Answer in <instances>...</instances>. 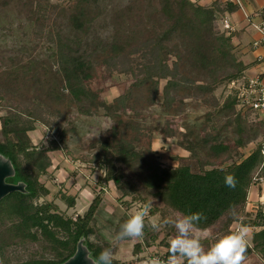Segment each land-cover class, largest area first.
Here are the masks:
<instances>
[{
	"label": "rangeland",
	"instance_id": "rangeland-1",
	"mask_svg": "<svg viewBox=\"0 0 264 264\" xmlns=\"http://www.w3.org/2000/svg\"><path fill=\"white\" fill-rule=\"evenodd\" d=\"M174 1L0 0V117L16 111L27 115L24 118L28 120L29 110H33L39 103L42 110L38 108L42 112L35 115V118H43L47 123H34V130L28 132L33 142L37 146L47 147L51 141L59 142L62 130L67 137L60 143V150L49 153L52 165L39 177L40 183L49 191L46 197L39 200L40 203L52 202L64 217L75 218L86 211L97 194H101L98 214L111 226L116 224L120 216L127 218L144 203L134 200L137 195L123 199L124 205L118 203L112 183L100 184L104 171L89 163L99 151L100 144L112 140L111 128H122V125L116 119L106 116L104 109H82L68 98L57 66L52 62V54L60 36L75 42L73 48L80 54L91 56L94 69L87 86L98 94L99 100L112 104L118 97H128L124 105L128 103V106L135 107L138 115L130 109H119L116 114L123 122L135 121L139 124L141 133L138 136L136 132L127 129L125 139L135 140L133 146L138 150H144L150 144L163 167L188 166L192 172L198 173L215 166H228L231 164L229 156L233 157L232 162H239L254 151V143H248L250 136L247 127L254 126L255 121L249 116H243L237 108L230 112L220 110L227 98L234 95L230 82L226 80L235 71L231 57L217 56L214 61L211 59L206 63V69L214 68L213 75L218 72L216 76L210 75L209 71L204 72L205 69L198 72L200 67L203 68V63H183L184 77L192 83L189 92L181 88L172 91V110L163 104L162 92L166 80L160 78L156 84L147 81L135 86L149 72L134 74L121 60L138 57L149 42L174 46L172 42L167 44L163 41L166 18L176 13ZM80 6L87 8L91 18L88 27L78 32L72 28L70 16ZM214 26L219 33H226L220 16ZM227 46L233 48L232 42H227ZM208 50H205L202 42L194 48L196 55L202 54L201 58L208 55ZM231 53L238 61L237 52L233 50ZM112 65L116 70L110 72ZM215 79L220 82L213 83ZM206 82L210 86L203 85ZM196 86H201L202 90L195 89ZM209 88H212L211 92ZM81 110H89L91 114L87 115ZM169 130L173 137L165 136ZM219 144L230 146L232 151L239 150V155L229 151L214 157L213 148ZM189 145L196 155L193 158L190 156L192 153L184 148ZM130 177L132 184L141 189L140 181L135 179L137 173L134 178L132 175ZM63 196L74 199L73 208L67 207ZM263 201L264 179L256 173L248 189L246 205L227 231H231L238 222L252 220ZM156 202L154 200L152 207ZM151 218H148L149 222ZM220 228L221 225L211 233L196 231L195 234L202 240L208 237L211 240L225 233ZM104 237L108 242L113 241L108 231L104 232ZM250 239L251 235L248 245H251ZM132 244H119V248L122 247L121 257L116 258H122L123 261L120 260L124 264L134 262L127 257L130 251L132 253ZM162 255L161 249L151 248L144 258L160 260ZM32 257H47V253L35 245L20 246L8 250L4 260L16 262ZM243 264H264V259L251 253Z\"/></svg>",
	"mask_w": 264,
	"mask_h": 264
},
{
	"label": "trees",
	"instance_id": "trees-1",
	"mask_svg": "<svg viewBox=\"0 0 264 264\" xmlns=\"http://www.w3.org/2000/svg\"><path fill=\"white\" fill-rule=\"evenodd\" d=\"M173 3L176 6V13L166 18L167 27L164 29L166 34L163 41L167 44L172 42L174 46L168 47L162 42H149L144 47L145 51L138 57L133 60L121 59L134 74L149 72L143 76V81L135 86L143 85L147 81L156 84L160 78L166 80L162 96L163 104L168 107V110H172L171 105L174 104L172 91L178 88L188 92L190 90L192 81L184 77L183 63L185 62L191 61L193 64L199 62V65L203 63V68L200 67L201 70L198 72L205 69L204 72L209 71L210 75H213L214 68L206 69L205 67L208 62L211 59L214 61L217 56H229L235 71L228 75L226 80L231 82L243 78V65L231 53L235 51V47L227 46V42H231L230 35L227 32L219 33L214 26L223 9L219 6L203 7L189 0H175ZM90 18L87 8L80 6L78 11L70 16L72 28L78 32L85 30L90 24ZM199 42L203 43L205 50L209 49L208 55L203 58H201L202 54L196 55L194 52ZM74 43L64 36L58 37L52 54V62L57 66L68 98L82 109L102 108L106 111V116L116 119L117 123L122 125V128L117 126L111 128L112 140L102 142L99 151L93 155V160L89 163H93L99 170L104 171L100 184L112 183L118 203L121 202L124 205L123 199L130 195H137L134 200L141 202L147 201L152 196L157 202L146 217L143 237L124 239L115 243L108 242L104 232L108 231L114 236L120 223L127 218L124 215L120 216L114 226L104 221L98 214L101 194H97L86 211L75 218L64 217L52 202L40 203L39 200L46 197L49 191L44 184L40 183L39 177L44 175L52 165L49 153L60 150V143L67 139L66 132L64 130L60 132L59 142L51 141L47 147L37 146L28 132L34 130L33 125L37 121L43 125L47 123L43 118H39L40 120L35 118V115H40L42 112L39 110L41 104L37 103V107L29 110L28 120L24 118L27 116L24 113L8 112L0 117L2 136L0 156L7 159L14 170V175L5 181L12 184L22 183L24 193L13 192L0 201V264H61L74 254L76 244L80 240L88 250L92 261L104 248L111 247L112 264H124L116 258L119 256V244L131 242L134 262L142 261L143 258L137 257L150 248L161 249L163 255L159 261L166 262L167 243L175 235V229L166 226L160 231H152L148 227V218L155 215L163 218L177 213L201 212L203 219L199 222L197 232L208 231L209 233L210 231L211 233L219 225H221V231L228 232V227L237 219V217H231L230 208H235L239 214L243 211L252 178L262 163L258 151H251L239 162H232L233 157L229 156L231 164L228 166H215L198 173L192 172L188 166L163 167L156 159L150 144L148 148L138 150L133 146L135 140L125 139L127 129L136 132L138 136L141 133L139 124L135 121L123 122L116 114L119 109L122 111L130 109L136 113L135 107L128 106V103L124 105L128 97H118L112 104H106L99 100L97 93L88 88L87 82L91 79L94 63L91 56L80 54L73 48ZM210 47L213 48L210 49ZM114 70L116 68L112 65L110 72ZM219 82V79L213 80L215 84ZM203 85L208 84L206 82ZM195 89L202 90V87L196 86ZM208 91L211 92L212 88ZM236 104L235 95L232 94L220 110L234 111ZM40 109L42 110V107ZM89 110H81V112L88 115L91 114ZM247 128L250 136L248 143L256 144L262 135V125L255 123L254 126L249 125ZM165 136L173 137L174 135L170 131L166 132ZM184 148L192 153L190 145ZM229 151L239 155V150L232 151L226 144L214 147L213 155L218 157ZM190 156L193 158L196 155L192 153ZM135 173H137L135 179L140 181L141 189L132 184L130 176L134 178ZM226 174L235 177V187L229 188L224 184ZM257 176L264 179V165ZM62 199L68 208L74 207L73 198L63 196ZM242 223L253 230L251 245H247L245 256L255 253L264 259V201L255 217ZM212 235L213 233L210 237ZM202 242L208 247L211 240L208 237ZM27 245L40 247L47 253V257H32L16 262L4 260L8 250Z\"/></svg>",
	"mask_w": 264,
	"mask_h": 264
},
{
	"label": "clouds",
	"instance_id": "clouds-1",
	"mask_svg": "<svg viewBox=\"0 0 264 264\" xmlns=\"http://www.w3.org/2000/svg\"><path fill=\"white\" fill-rule=\"evenodd\" d=\"M224 184L229 188L235 187V177L226 174ZM150 197L120 223L118 231L113 236L114 243L124 239L143 237L146 217H148L155 199ZM230 215L236 218L239 213L235 208H230ZM202 219L201 212L177 213L173 216L150 219L148 227L152 231H160L166 226L175 229V235L167 243L166 264H243L251 235L249 226L238 222L231 231L212 237L208 247L205 248L201 237L195 234ZM112 261V248L108 247L98 254L93 264H112ZM150 264H159V259L151 260Z\"/></svg>",
	"mask_w": 264,
	"mask_h": 264
},
{
	"label": "crops",
	"instance_id": "crops-1",
	"mask_svg": "<svg viewBox=\"0 0 264 264\" xmlns=\"http://www.w3.org/2000/svg\"><path fill=\"white\" fill-rule=\"evenodd\" d=\"M189 1L207 8L219 6L223 9V12L219 14L221 24L224 19H227L233 28V31L229 32V35L233 47H235V51L237 52V59L243 65V78L260 76L264 80V49L260 45L253 46V42L259 41L260 35L251 25L252 23H261L264 20V0H240L242 4L241 9L236 7L230 0ZM226 32L228 33V31ZM121 250L122 247L119 248L120 257ZM147 251L137 257L143 258L142 261L131 264H150L153 258H144ZM127 257L129 261L133 260L134 257L131 251ZM120 259L122 260V258ZM159 264L165 263L159 262Z\"/></svg>",
	"mask_w": 264,
	"mask_h": 264
},
{
	"label": "built area",
	"instance_id": "built-area-1",
	"mask_svg": "<svg viewBox=\"0 0 264 264\" xmlns=\"http://www.w3.org/2000/svg\"><path fill=\"white\" fill-rule=\"evenodd\" d=\"M236 7L242 8L240 0H230ZM223 29L233 31L227 19L222 21ZM253 29L258 32L260 39L253 42V46L260 45L264 49V20L261 23L251 24ZM237 104L236 108L243 116H249L255 123L262 125V135L258 142L252 147L257 150L262 158V163L258 167L257 173L264 165V80L260 76L241 78L230 82Z\"/></svg>",
	"mask_w": 264,
	"mask_h": 264
},
{
	"label": "water",
	"instance_id": "water-1",
	"mask_svg": "<svg viewBox=\"0 0 264 264\" xmlns=\"http://www.w3.org/2000/svg\"><path fill=\"white\" fill-rule=\"evenodd\" d=\"M14 175V170L7 159L0 156V201L13 192L24 193V185L22 183H7L5 180ZM61 264H93L90 259L88 250L82 244V240L76 244L74 254Z\"/></svg>",
	"mask_w": 264,
	"mask_h": 264
}]
</instances>
